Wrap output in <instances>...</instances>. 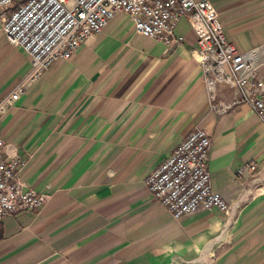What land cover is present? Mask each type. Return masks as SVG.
<instances>
[{
  "label": "crops",
  "instance_id": "0c3cea01",
  "mask_svg": "<svg viewBox=\"0 0 264 264\" xmlns=\"http://www.w3.org/2000/svg\"><path fill=\"white\" fill-rule=\"evenodd\" d=\"M212 2L262 77L264 0ZM174 33L183 40L166 46L118 14L0 114L7 156L47 196L0 221V264H264V125L247 104L213 111L198 36L186 18ZM31 62L0 28V104ZM234 99L218 87L219 103ZM196 130L212 141L211 184L230 218L201 209L176 219L149 192L148 178Z\"/></svg>",
  "mask_w": 264,
  "mask_h": 264
},
{
  "label": "built area",
  "instance_id": "2783aa9c",
  "mask_svg": "<svg viewBox=\"0 0 264 264\" xmlns=\"http://www.w3.org/2000/svg\"><path fill=\"white\" fill-rule=\"evenodd\" d=\"M118 14L132 20L137 34L172 46L175 29L186 18L198 36L195 56L204 70L211 107L226 114L247 104L264 125V75L228 41L212 0H0V28L8 42L32 58L27 78L0 104L13 106L57 61L70 60L89 39L99 36ZM232 89L231 104L217 101L219 86ZM212 141L204 130L192 132L172 157L148 178L149 192L176 219L198 210L218 209L230 218L231 206L215 193L209 171ZM25 162L10 158L0 140V221L40 210L47 196L20 178ZM245 171L254 172L255 165Z\"/></svg>",
  "mask_w": 264,
  "mask_h": 264
},
{
  "label": "trees",
  "instance_id": "16d2710c",
  "mask_svg": "<svg viewBox=\"0 0 264 264\" xmlns=\"http://www.w3.org/2000/svg\"><path fill=\"white\" fill-rule=\"evenodd\" d=\"M1 231V230H0ZM2 235H0V239H1Z\"/></svg>",
  "mask_w": 264,
  "mask_h": 264
}]
</instances>
